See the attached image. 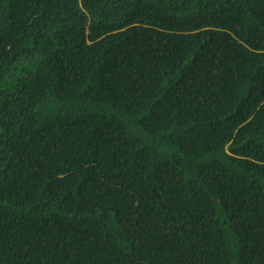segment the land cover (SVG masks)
<instances>
[{"label":"trees","instance_id":"1","mask_svg":"<svg viewBox=\"0 0 264 264\" xmlns=\"http://www.w3.org/2000/svg\"><path fill=\"white\" fill-rule=\"evenodd\" d=\"M0 264H264V0H0Z\"/></svg>","mask_w":264,"mask_h":264},{"label":"clouds","instance_id":"2","mask_svg":"<svg viewBox=\"0 0 264 264\" xmlns=\"http://www.w3.org/2000/svg\"><path fill=\"white\" fill-rule=\"evenodd\" d=\"M225 36L229 37L230 41L233 42V43H235V41L237 39V37L234 34L225 35ZM182 57H184L189 62H192L196 58L195 55L186 54V53L183 54ZM186 71H191L190 65L187 66L186 68H183V67L180 68V74L178 75V82H180V79H181L182 75ZM202 80H203V75L199 71L192 70L191 73H190V77H189L188 81L184 85L189 86V85H193V84H198ZM239 158L241 159L240 155H239Z\"/></svg>","mask_w":264,"mask_h":264}]
</instances>
